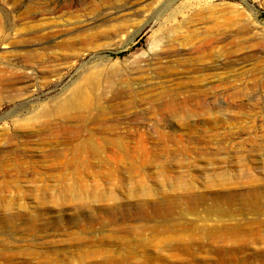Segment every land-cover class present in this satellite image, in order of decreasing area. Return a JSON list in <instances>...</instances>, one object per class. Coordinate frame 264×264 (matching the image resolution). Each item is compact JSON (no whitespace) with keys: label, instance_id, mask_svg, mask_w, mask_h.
Here are the masks:
<instances>
[{"label":"rangeland","instance_id":"rangeland-1","mask_svg":"<svg viewBox=\"0 0 264 264\" xmlns=\"http://www.w3.org/2000/svg\"><path fill=\"white\" fill-rule=\"evenodd\" d=\"M124 2L122 20L92 29L84 43L78 38L63 58H24L30 24L51 28L52 39L66 35L62 19H44L51 6L66 5L69 21ZM209 7L212 15L195 24L234 35L136 72L174 32L184 41L180 31ZM0 22L1 66L32 62L27 70L35 73L0 93V264H147L191 251L200 264L226 257L264 264V0H0ZM215 58L225 63L212 70ZM91 75L96 103L85 116L59 112ZM216 203L238 212L209 216ZM249 221L263 227L245 236L210 229ZM169 233L190 242V251H171Z\"/></svg>","mask_w":264,"mask_h":264},{"label":"bare ground","instance_id":"bare-ground-1","mask_svg":"<svg viewBox=\"0 0 264 264\" xmlns=\"http://www.w3.org/2000/svg\"><path fill=\"white\" fill-rule=\"evenodd\" d=\"M53 1V0H52ZM145 1V0H143ZM54 3H57L58 2H54ZM76 2H72V4H70V8L72 7L73 4H75ZM92 3V2H91ZM105 3V2H104ZM133 3V2H132ZM141 3H145V5L147 6V4L150 6L151 2H141ZM41 4V3H40ZM55 4V5H57ZM77 4V3H76ZM87 4V3H85ZM139 4V3H138ZM44 5V4H43ZM48 5V4H47ZM51 6V8L47 9V12H43L44 15H49L47 17H44L45 20H48V22H50V25H51V22H53L52 24H54L58 19H62V26L63 28L65 29V32H64V29H61L60 30H57L58 32H64L66 33V37L63 36V33H62V39H52V34L53 33V30H51V28H49L48 30H44V32H40L39 29H32L34 27H36L38 24H34L32 23V25L30 24L28 26V30L25 31V33H21L24 35V39H23V56L24 58L27 60V61H32V60H39V62H44V63H50L56 59V57H61L63 58L64 56V52L62 51H73L76 47V45L80 42H78V38H81V42L84 43L86 42V40L89 38V39H92V37L94 36H90L89 35V32L92 31V29L94 30L95 28H106L107 26L110 27V22H112L113 20H119L121 18V20L123 19V15L124 13L123 12H126V9H127V5L128 3L127 2H124V4H122V6H120L119 8H108L107 9H102L101 7H97L95 4V6H92V7H95L92 11L89 10L87 11L86 13H82L83 14V17H77V19H73L69 21L66 20L67 18L69 17H66L62 14L63 12V9L64 7H66V5H57V6ZM69 5V4H68ZM93 5V4H92ZM45 6V5H44ZM75 6V5H74ZM148 6V7H149ZM40 7V6H39ZM77 7V5H76ZM131 7V6H130ZM133 7V6H132ZM143 7H144V4H143ZM46 8V7H45ZM67 8H69V6H67ZM145 8V7H144ZM147 8V7H146ZM77 9V8H76ZM129 9V7H128ZM143 9V8H141ZM36 10V9H35ZM210 10L211 8H205V10H200V11H197L194 16L190 19V22L194 23V26H192L193 28L192 29H189L190 27L187 26L188 29H186L184 32L183 31H180L181 34L182 33H185L187 32L185 35H186V39L184 41H186V43L181 40V38L177 37V35L174 32V35L175 37L171 39V44H169L170 46L166 49L164 48L165 46L163 47H160V48H156L154 46V48L151 50V53L148 55V59L143 63L139 64L140 66L138 67H134V69L136 70V72H139L141 70H144L146 69L145 67L146 66H149L153 63H159V61L162 59L164 60V58H167V57H177L179 55H182V54H187V52H202V51H205V50H208L209 48H214L216 46V43H219L220 42V39H222L224 36H226L227 34L228 35H234L235 33H231L230 31L225 32L224 28H221L219 25H212V26H209L207 23H203L201 22L202 24H205V25H198V23L203 19H208L209 16L212 15V13H210ZM32 11V10H31ZM43 11V10H42ZM72 11V10H71ZM86 11V9H85ZM211 11H214V10H211ZM30 12V11H29ZM36 12V11H35ZM35 12H31L29 15L30 16V19H33V21L35 20L34 18L37 17V14ZM67 12V11H66ZM73 12V11H72ZM64 13V12H63ZM41 14V12H40ZM71 14V13H70ZM73 14V13H72ZM196 15L200 16L199 18L196 17ZM40 16V15H39ZM42 16V14H41ZM42 16V17H43ZM69 16V15H68ZM202 17V18H201ZM24 19V18H23ZM125 19V18H124ZM39 20V18H38ZM45 20L43 21L45 23ZM29 20L25 21V22H28ZM40 21V20H39ZM41 21H42V18H41ZM40 21V22H41ZM71 21V22H70ZM36 22V21H34ZM195 22H198L195 24ZM1 23V22H0ZM30 23V22H28ZM38 23V21H37ZM42 23V22H41ZM44 23H42L43 26ZM58 23V22H57ZM122 23V22H121ZM238 23V22H237ZM237 23H234L233 24V29H236L238 25ZM2 24V23H1ZM23 24H26V23H23ZM112 24V23H111ZM191 24V23H190ZM6 25V24H5ZM41 25V24H40ZM46 25H47V22H46ZM57 25V24H56ZM126 25V24H125ZM208 25V27H207ZM26 26V25H25ZM124 26V24H123ZM122 26V28H123ZM3 27V26H1ZM30 27V28H29ZM46 27V26H45ZM58 26H53V28H56ZM121 26H119L120 28ZM182 27V26H181ZM236 27V28H235ZM116 29L115 31L119 30ZM239 28V27H238ZM109 29V28H108ZM106 29V30H108ZM115 29V28H114ZM179 29V28H178ZM232 29V31H234ZM14 31L16 29H13ZM18 30V29H17ZM16 30V31H17ZM237 30V29H236ZM3 31V30H2ZM52 31V32H51ZM97 31V30H96ZM19 32V31H17ZM57 32V33H58ZM85 32L86 34H88L85 38H82V33ZM93 32V31H92ZM99 32V31H97ZM105 32V31H104ZM56 33V34H57ZM96 33V32H95ZM20 34V33H19ZM72 34V35H71ZM90 34H92L90 32ZM94 34V33H93ZM92 34V35H93ZM55 35V34H54ZM59 35V34H58ZM95 35V34H94ZM183 35V34H182ZM16 36H19V35H16ZM27 38H26V37ZM57 36V35H56ZM55 36V37H56ZM60 36V35H59ZM85 36V35H83ZM26 38V39H25ZM225 38V37H224ZM21 39H22V35H21ZM19 39V40H21ZM18 40V41H19ZM90 41V40H89ZM22 42H19L20 44ZM159 44V43H158ZM164 45V44H163ZM167 45V44H166ZM168 46V45H167ZM159 47V46H158ZM217 47V46H216ZM40 50H44V51H40ZM42 52H45L43 53L44 55L41 56V53ZM62 52V54H61ZM210 53V52H208ZM206 54L204 58H206L207 61H210V58H211V55L210 54ZM17 55H19L17 53ZM53 55V56H52ZM201 56V55H200ZM78 57V56H77ZM203 57V56H202ZM12 58V57H11ZM55 58V59H54ZM61 58V59H62ZM218 58H215V60H213V65L212 63L210 64L209 68H211L212 70H215V69H219L222 65H223V62L224 60L222 59H218ZM12 60H16V59H11V61L9 60L8 62H3V66H1L0 64V93L2 92H5V91H8L10 92L11 90L14 89V86L16 84V82L18 83V80L25 77L26 75H24V73H26L25 71H29L27 70L28 69V65H30L31 63H27L25 65L20 64L18 62H14ZM172 60V59H171ZM75 61V60H74ZM22 62V61H21ZM26 62V61H25ZM24 62V63H25ZM60 62V61H59ZM58 63V62H57ZM225 63V62H224ZM35 64V63H34ZM37 64V63H36ZM51 64V63H50ZM60 64V63H59ZM27 65V66H26ZM49 65V64H48ZM71 65V63H70ZM135 65V63H134ZM137 65V64H136ZM135 65V66H136ZM58 66V65H57ZM56 66V67H57ZM214 66V67H213ZM30 67V66H29ZM150 67V66H149ZM31 68V67H30ZM148 68V67H147ZM34 69V68H33ZM134 70V71H135ZM31 73H34V70H30ZM27 72V73H30ZM37 73V72H36ZM35 74V73H34ZM32 75V74H31ZM28 77V76H27ZM28 79V78H27ZM91 79L92 82H88L86 83V86L85 87H78V89L76 90L75 92V96L73 97V99L71 100H68L62 104H60L58 106V110L59 112L61 113H65L67 112L69 109L71 108H75L77 111H78V117H84L85 114L91 109V107L93 106L94 102L93 101V98L91 96V91L92 90H97V87H98V81H93V76L91 75L90 77L87 78V81H89ZM25 80V79H24ZM30 80V79H29ZM43 80V79H42ZM27 83V82H26ZM29 83H32V82H29ZM28 84V83H27ZM30 85V84H29ZM11 94V93H10ZM173 95V94H172ZM201 97V96H200ZM165 98V97H164ZM174 98V97H173ZM183 98V97H182ZM195 98V97H194ZM193 98V99H194ZM198 98V97H197ZM187 99V98H186ZM167 100V99H166ZM173 100V99H172ZM175 101L177 100L174 99ZM185 100V99H184ZM192 100V99H191ZM197 100V99H195ZM182 103V102H181ZM188 103V102H187ZM184 105V104H183ZM165 106V105H164ZM186 106V105H185ZM184 106V107H185ZM168 108V107H167ZM186 108V107H185ZM172 109V108H171ZM177 109V108H176ZM175 109V110H176ZM174 110V112H175ZM88 145V144H87ZM92 146V145H91ZM89 146V147H91ZM88 147V149H89ZM95 147V145H94ZM93 147V148H94ZM91 148V149H93ZM94 153V152H93ZM225 189V188H224ZM232 190V189H231ZM257 190V189H256ZM251 191V190H250ZM229 192V191H228ZM249 192V191H248ZM253 192V190H252ZM258 192V191H256ZM261 192V191H260ZM208 193V192H207ZM206 193V194H207ZM242 193V192H241ZM251 194V193H250ZM253 194V193H252ZM259 194V193H258ZM218 195V194H217ZM216 195V196H217ZM224 195V194H222ZM230 195V194H229ZM238 195H239V192H238ZM243 195V194H241ZM249 195V193H248ZM254 195V194H253ZM257 195V194H256ZM260 195V194H259ZM259 195H257L258 197H260ZM215 196V197H216ZM232 196V195H231ZM230 196V197H231ZM236 196V195H235ZM246 196V195H245ZM213 197V196H212ZM214 197V198H215ZM229 197V198H230ZM240 197V195H239ZM238 197V198H239ZM243 196H241L240 198H242ZM247 197V196H246ZM245 197V198H246ZM250 197V196H249ZM225 198V197H224ZM235 198V197H234ZM239 198V199H240ZM244 198V197H243ZM261 198V197H260ZM216 199V198H215ZM218 199V198H217ZM250 199V198H248ZM256 199V197H255ZM210 200V199H209ZM214 200V199H213ZM221 200V199H220ZM246 200V199H245ZM216 201V200H215ZM215 201L213 203H215ZM224 200H222L223 202ZM234 201V200H233ZM238 201V199H237ZM240 201V200H239ZM244 201V199L242 200ZM248 201V200H247ZM246 201V202H247ZM217 202V201H216ZM226 202V200H225ZM224 202V203H225ZM230 202V200H229ZM235 202V201H234ZM250 202V201H249ZM259 202H261L259 200ZM211 202V205L213 204ZM218 203V202H217ZM217 203L214 204V206L216 205V209L215 207L212 208V209H208L207 213L209 216L211 215H216L217 217H220L222 215H230V216H233L235 215L238 211L237 210H228V208H226L228 211H225V210H221V209H217ZM221 203V201H220ZM236 203V202H235ZM239 202H237L236 204H238ZM242 203V202H240ZM245 203V202H244ZM243 203V205H244ZM210 204V203H209ZM228 204V203H227ZM233 204V203H232ZM234 204V205H236ZM258 204V202H257ZM207 205V204H206ZM242 205V204H241ZM248 205L245 204V206ZM210 206V205H209ZM207 205V207H209ZM249 206V205H248ZM260 206V204H259ZM221 207V205H220ZM222 207H225V205L223 206L222 204ZM226 207H229L226 206ZM236 207V206H235ZM238 207H241V206H237ZM244 207V206H243ZM219 208V207H218ZM252 208V209H251ZM251 211L253 210L254 212H257L258 210H260V208H256L255 204L253 205V207L251 206ZM232 209V208H231ZM234 209V208H233ZM246 209V208H244ZM243 209V210H244ZM247 210V209H246ZM234 211V213H233ZM237 211V212H236ZM243 212V211H242ZM256 224V225H255ZM251 226H260V227H263V225H260L258 224L256 221H249L247 224H243V223H236V226L235 228L233 229L232 226H215V227H212L210 228L213 232H214V228L216 229V231H224L225 235H227L229 232L231 234H237L238 236H245L246 235V228H249ZM175 234L176 233H169V238L168 240L170 239V241L172 243H170L172 250H174V252H179V253H188L190 251V242H181L180 240L176 239L175 237ZM223 239V238H222ZM169 246V247H170ZM224 246H218L215 248V252L221 254L222 253V248ZM210 251H213L210 249ZM173 255H170L169 257H158L157 258V262L156 261H152L150 259H144L147 264H200L199 262L197 261H194L196 259V256H195V253L194 251H191L190 254H188V257H183V256H177L175 253H173ZM165 256V255H164ZM86 263L88 264H106V262L104 261H87ZM214 264H253L250 260V258H245V259H238V258H229V257H226V258H223L221 261H218V262H215ZM259 264H263V262H259Z\"/></svg>","mask_w":264,"mask_h":264}]
</instances>
